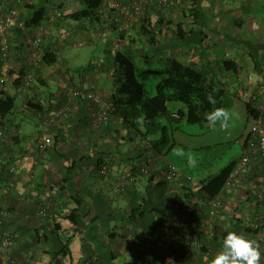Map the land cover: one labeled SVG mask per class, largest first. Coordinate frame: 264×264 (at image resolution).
Masks as SVG:
<instances>
[{
	"label": "trees",
	"instance_id": "trees-1",
	"mask_svg": "<svg viewBox=\"0 0 264 264\" xmlns=\"http://www.w3.org/2000/svg\"><path fill=\"white\" fill-rule=\"evenodd\" d=\"M67 1L22 0L16 5L21 9L20 19L26 21L29 27L44 24V20L51 11L59 20L72 19L95 22L104 31L109 29L114 32L113 40L115 43L112 41L110 44L107 43V46L112 48H107L106 60L98 65L102 67L103 64L108 74L110 79L108 100L115 107L114 117L105 126L112 129V126L109 125L127 122L141 136L138 153L127 162L129 168H119L116 172L120 175L131 173L136 176V179L127 185L123 193H116L111 182L112 192L116 193V196H123L126 199L124 207H120L119 213H115L112 203L108 202L103 209L97 208L94 214L84 199L76 195L74 208L66 214L57 213L68 220L67 230L70 231L71 235L84 232L83 242L89 247L96 246L99 248L101 246L98 251L92 254L93 261L89 262L90 264H114L113 261L116 257L111 253V241L122 236L119 223L126 224L124 233H122L123 236L130 240L132 246L134 245L139 249L145 248L148 244L151 245L148 238L151 235L155 236L158 231L163 232L165 229H174L182 234L180 237H174L168 244V252L171 253L173 252L172 246L180 242H184L190 249L199 253H209L215 246L222 247L223 238L235 228H224L219 222L225 208L221 210L222 212L209 230L206 226L197 224V221L208 216V199H210L208 197H214L221 193L225 207V192L222 193V191L245 149L249 134L242 144L241 154L214 171V166H219L221 158L211 155L215 152L213 146L205 147L204 158H195L197 161L195 167H189L187 158L182 159L175 154L179 148L175 138L176 124L185 118L188 123L213 128L208 126L204 119V113L211 111L213 107H223L230 110L235 99L244 101L248 115L253 119V122L262 113L264 116V112H261L257 107L258 101L264 102V99L260 96L258 87L257 89L252 87L253 81L251 83L249 81V76L252 75L253 77V74L243 73L244 71L240 69V63L231 58L229 53L226 54L224 50H221V54L218 56L220 59L217 60L221 72L216 70V67L212 65L214 60H208L210 49L204 45L202 47L198 45L204 43V40L201 39L202 37L206 38L210 30L209 19L198 12L193 15L194 20L189 27H186L185 20L175 21L171 19V21H166L167 14L160 8L151 7L153 6L152 3L145 7L144 11L138 15V20L130 27L121 28L126 21L124 15L117 17V13L120 14V12L116 6L111 8V11L116 9L114 14L110 12L106 15L104 9L108 8L107 0H71L72 3L80 2V7L65 10ZM118 1L129 2V0ZM175 1H182V4L186 2L187 6H191L194 10L199 8L203 2V0H173L170 8L174 3L176 4ZM258 10L262 12L264 5L260 6ZM165 25L170 33L164 32L163 27ZM15 33L18 37L16 42H19L22 34L20 30H16ZM165 34L170 35L166 38L168 39L167 42L166 40L161 41V37ZM127 40L128 42H126ZM53 41L48 35L47 42L44 44L45 54L39 65H35L33 61L28 59L26 53L23 52L25 50L23 45H17V48L21 50L20 57L23 62L19 65L17 73H15L17 76L13 80L3 85L0 83V87H2L0 89V126H3L4 122L15 115L18 109V90L24 84L25 78L34 71L35 75H39L37 80L40 81L43 78L41 77V70L52 67L58 62V44ZM140 46L141 48H139ZM167 46L172 47L169 49ZM241 46L252 58L255 71L264 72V38L257 43L249 36L243 39ZM168 50L170 52L166 53ZM190 51L192 52L190 53ZM157 54L160 56L157 58L159 65L156 71L163 73L165 77L157 84L155 94L149 95L137 77V72L143 71V67L137 65L136 57L147 60L151 58V55L156 56ZM186 56H189L187 61L185 60ZM1 64L2 61L0 60ZM93 66L95 64H89L80 67L79 70L89 72ZM8 86H13L18 93L10 91ZM33 89V84L25 88L26 91ZM249 89L258 95L255 99L245 100L240 94V90ZM209 95L215 98V105L208 102ZM76 100L79 102L85 99ZM170 101L182 102L185 104L186 110L181 109L177 112L170 110L168 105ZM26 105L31 110L39 108V104L32 100H27ZM14 138L16 139V137ZM0 162L3 163L2 160ZM167 162L174 164L183 173L181 177L171 183L166 176H160L162 172L167 170ZM103 164L99 166V173L109 183L101 172ZM145 164L149 167L147 172L141 170ZM253 168L257 170L258 167L252 166L249 170ZM262 169H264V164ZM184 175L192 176L194 182L187 180ZM163 186L167 187L164 192L161 190ZM149 188L154 190L149 192ZM249 192L251 194V191ZM253 194V214L255 216L259 214L260 218L253 225H247L245 231L250 239L257 241L258 236L264 234V199H261L256 191ZM7 208L11 215V209ZM90 212L92 216L86 222L84 216ZM49 214L50 212H47L44 215L45 218L47 217V222L34 230L32 240L29 241L27 238L23 247L25 246L24 249L27 250L40 244L43 252L50 254V262L46 264H64L65 258H71L70 236H65L66 226L57 220V215L53 213L50 217ZM106 216L109 217V220L106 219ZM110 217L114 220L113 224L110 223ZM251 222L253 223V221ZM255 224L257 225L255 226ZM9 229L11 228L9 227ZM101 232L104 235L99 234ZM131 234L134 238H130ZM139 238H141L142 243H137L136 239ZM193 239H196L200 244L198 250L190 245ZM152 245L156 244L153 243ZM102 249L103 252H101ZM139 253V257H137L140 261L139 264L151 263L150 260L146 259L144 250H139ZM12 254L16 256L14 250ZM103 256L105 257L104 262H102ZM211 256L214 258V255ZM86 259L88 260V258ZM145 260L147 262H144ZM158 264L165 263L159 260Z\"/></svg>",
	"mask_w": 264,
	"mask_h": 264
},
{
	"label": "crops",
	"instance_id": "crops-1",
	"mask_svg": "<svg viewBox=\"0 0 264 264\" xmlns=\"http://www.w3.org/2000/svg\"><path fill=\"white\" fill-rule=\"evenodd\" d=\"M70 1L66 2L65 10L80 7V2L72 3ZM116 1L118 0H107L108 8L104 9L106 15L110 12L115 13L116 9L111 11V8H114L112 6H115ZM245 5L246 3L243 2V5L238 4L227 9L221 7V0H203L201 6L194 10L191 6H187L186 2L184 4L182 1L176 2L168 10L166 21L185 20L186 27H189L196 12L207 16L210 30L206 38L202 37L201 40H204V43L198 44L199 47L204 45L210 49L208 60H214L212 65L219 72L221 70H219L217 60L220 59L218 56L221 54V50H224L226 54L229 53L231 58L240 63L243 73L253 74L252 87L254 86L256 89L258 87L260 96L264 99V72L255 71L252 58L241 46L243 39L249 36L254 42H261V32H263L262 38H264V17L262 20L250 17L251 14L247 15L244 12ZM43 23L48 31L51 30L50 38L57 44L61 36L52 34L55 27L60 29L61 34L68 29L77 31L79 34L85 33V30L93 26H100L90 21L59 20L51 11ZM256 29L259 30L260 39L255 34L258 33ZM163 30L165 33H170L167 31L166 25ZM255 30L257 32H254ZM244 31L246 34H243ZM169 36L168 34L163 35L161 41L166 40L167 42L166 38ZM185 60H189V56H186ZM98 63L89 72L80 71L79 68L75 69L77 76L81 79L78 82L72 80V74L68 70L58 69L55 65L41 70L43 78L40 81L37 80L39 75H35L33 71V86L36 91L24 89L18 90V93L13 86L7 87L10 91L18 93L17 101L19 103L15 115L4 122L3 126H0V129L12 130L16 137V139L13 137L12 142L0 145V161H3L0 166V203L12 211L5 224L13 232L14 254L25 257L29 264L50 262V254L43 252L40 244L27 250L24 249L25 246L23 247L27 238L29 241L32 240L34 230L47 222V217L38 215L39 210L50 212L48 215L50 217L55 213L57 220L66 226L65 236H70L71 258H65L64 264H90L93 261L92 254L100 247H89L84 243V232L71 235L67 230L68 220L57 213L66 214L74 208L76 195L84 199L94 214L97 208L103 209L108 202L112 203L115 213H119L120 207L123 208L126 204V199L123 196H116V193L112 192L111 184L100 176L99 166L109 162L114 164L115 169L129 168L127 162L138 153V145L141 143L139 132L137 133L129 123H112L114 125H109L112 126V129H108L107 125L93 129L90 127V122L95 114L94 105L86 99L79 102L76 100L71 106L69 115L57 117L51 124L48 135L52 138V143L44 151L39 150L38 147L43 136L39 123L47 111L57 109L67 103L68 99L65 96L67 88L73 85L85 87L99 91L108 98L110 79L105 69L98 66ZM50 74H54L53 77L59 76L55 83V89L49 88L52 77ZM27 100L38 103L39 108L31 110L26 105ZM27 109L33 114L34 130L25 127ZM10 166L15 168L13 172L9 170ZM254 191L259 196L262 193L260 197L264 199V169L262 168L249 170L237 181L232 192L225 191V210L219 219L224 228L235 227L233 231L247 236L246 226L252 224L251 221H257L260 218L259 214L257 216L253 214ZM91 212L84 216L86 222L90 220ZM252 215L253 219L249 220L247 216ZM106 219L109 220V217L106 216ZM112 222L114 223V220L111 218L110 223ZM119 225V230L122 229L120 234L123 236L126 224L119 223ZM99 234L104 235L102 232ZM122 236L111 241V253L116 257L113 261L114 264H117V261L120 264L121 260L122 264H139L140 261L137 258L140 254L139 250L146 252L145 257L152 264H158L159 260L165 264H212V260L222 250V247L215 246L209 253H199L190 249L184 242L172 246V253L168 252L167 247L164 248L158 244H148L145 248L139 249L132 246L130 240ZM258 237L259 248L264 250V234ZM260 242L262 244H259ZM169 251L171 250L169 249ZM211 255H214V258ZM104 261L105 257L103 256L102 262Z\"/></svg>",
	"mask_w": 264,
	"mask_h": 264
},
{
	"label": "built area",
	"instance_id": "built-area-1",
	"mask_svg": "<svg viewBox=\"0 0 264 264\" xmlns=\"http://www.w3.org/2000/svg\"><path fill=\"white\" fill-rule=\"evenodd\" d=\"M22 0H0V83L7 84L13 80L15 73H17L19 65L23 62L21 60V50L17 48L18 44L25 47L24 53L28 56L30 61H33L35 65H39L45 54L44 44L47 42V36L49 31L44 24H39L29 27L26 21L20 19L21 9L16 4L21 3ZM160 9L170 6L173 0H129L128 3L116 1L115 6L119 9L117 16L124 15L125 23L123 27H130L135 21L138 20V15L142 13L145 7L152 4ZM16 30H20L22 37L20 41L16 42L17 35ZM264 67V66H263ZM250 83L253 81L252 75L249 76ZM33 84V75L25 78L24 84L19 87V90H24ZM240 94L245 100H250L257 97V93H254L251 89L240 90ZM65 96L67 97V103H64L57 109L47 111L45 116L41 119L39 127L42 130L43 136L41 137L38 147L39 150L44 151L48 145L52 143V138L48 135L51 124L58 117L69 115L71 106L76 99H86L91 102L95 107V114L93 120L90 122V127L95 129L101 125H106L114 117L115 107L114 104L108 100L101 92L96 90H90L84 87L71 86L67 88ZM257 107L264 112V102L258 101ZM14 132L11 130L0 129V145H5L13 141ZM264 164V116L263 113L259 115L253 122L251 131L247 137V142L239 161L230 174L227 182L225 183L224 190L233 191L235 189L237 181L249 171L252 166L262 168ZM1 166V162H0ZM1 168V167H0ZM14 167L10 166L9 170L14 171ZM148 165L142 166V171L147 172ZM101 172L103 176L111 184L113 183L116 193H123L129 183H132L136 176L128 173L127 175L116 174L117 169L113 163H104L101 166ZM115 173V174H114ZM183 173L174 164L167 162V170L162 172L160 176H166L169 182L175 181L178 177H181ZM116 176V178H115ZM187 180L194 182V178L190 175H184ZM112 185V184H111ZM262 196V193H260ZM209 213L206 218L197 221V224L212 227L214 221L219 216L221 210L224 208L223 197L220 193L214 197H208ZM47 212L41 209L38 211V215H46ZM10 216V211L7 206L0 203V263L1 264H29L25 257L13 256L14 250V237L11 229L5 225V220ZM249 220L253 219V216H247ZM257 221H253L252 225ZM257 224H255L256 226ZM174 229H165L163 232L156 233L155 236L148 238L151 244H162L168 248V244L176 236H182L180 232H176ZM211 230V229H210ZM131 238L134 236L131 234ZM137 243H142L141 238L136 239ZM191 247L198 250L200 244L196 239L190 243ZM262 253V264H264V251Z\"/></svg>",
	"mask_w": 264,
	"mask_h": 264
},
{
	"label": "rangeland",
	"instance_id": "rangeland-1",
	"mask_svg": "<svg viewBox=\"0 0 264 264\" xmlns=\"http://www.w3.org/2000/svg\"><path fill=\"white\" fill-rule=\"evenodd\" d=\"M243 2L246 3L244 12H246L247 15L251 14L250 17L253 16L257 20L263 19L264 10L259 12L258 9L260 6L264 5V0H221V7L228 9L234 5H243ZM151 7L158 9V7L154 5ZM168 10H170V6H166L161 9V11H164L166 14ZM68 20L73 22L76 21L72 19ZM246 20L249 21V19ZM59 30L60 29L58 27H55L54 32L52 31V34L55 33L56 35L61 36L58 41L59 59L55 65L58 69L62 68L68 70L72 74V80L75 82L81 80L77 76L75 69L89 64L96 65L98 62H100L98 65H101V63L106 60L107 48H112L110 46L108 47L107 43L110 44L111 41L115 43L113 40L114 32L109 29L104 31L98 26H93L88 30H85V33L79 34L77 31L71 29L62 32L61 34ZM256 30L254 32L258 31V33L255 34H257V38L260 39L259 30ZM49 32H51V30H49ZM243 34H246L245 31ZM260 36L262 39L263 32H261ZM126 42H128V40ZM119 46L122 45L119 44ZM139 48H141V46ZM173 49H175V47H173ZM169 52L170 50L166 51V53ZM159 56V54L156 56L151 55V58L147 60L136 57L137 65L143 67V71L137 72V77L144 85L149 95L155 94L157 84L165 77L163 73L156 71V68L159 65L157 62V58H159ZM102 68L105 69L103 64ZM53 75L54 74H50L52 77ZM52 77L50 78L49 88L55 89V83L57 82V78H59V76ZM17 103H19V101H17ZM168 105L169 109L174 112L181 109L186 110V106L182 102L170 101ZM229 112L232 114V118L229 122V127L227 128H221L219 123L215 126V128H208L206 125L201 126L199 124H191L188 123L185 118L181 119L179 123L176 124L177 129L175 131V138L178 142L177 146L179 147L178 149L183 148L185 152V155L181 158L186 159L188 156L196 159L204 158L205 147L213 146L215 148V152L211 155L219 156L221 158L219 166H214L215 171L218 170L220 166L228 163L232 158L239 156L242 152V144L251 131L253 119L249 117L245 103L242 100L235 99ZM25 114V127L34 130L32 123L34 121V117L32 112L27 109ZM153 190V188H149V192H152ZM161 190L164 192L167 190V187L163 186ZM121 230L122 229L120 228V231ZM158 233H160V231H158ZM158 245L163 246L162 244ZM103 251L104 250L102 249L101 252ZM117 264H119L118 261ZM120 264H122V260L120 261Z\"/></svg>",
	"mask_w": 264,
	"mask_h": 264
},
{
	"label": "clouds",
	"instance_id": "clouds-1",
	"mask_svg": "<svg viewBox=\"0 0 264 264\" xmlns=\"http://www.w3.org/2000/svg\"><path fill=\"white\" fill-rule=\"evenodd\" d=\"M208 102L216 104L213 96H208ZM232 114L223 107H213L211 111L204 113V119L209 127L215 128L219 123L221 128L229 127ZM139 122V120H138ZM177 156L185 155L184 149H177ZM187 164L189 167H195L197 161L188 156ZM262 253L256 240L236 231H229L222 241V250L212 260V264H262Z\"/></svg>",
	"mask_w": 264,
	"mask_h": 264
}]
</instances>
